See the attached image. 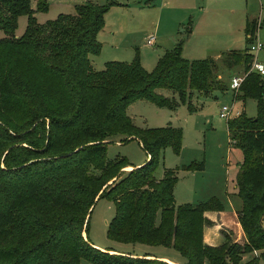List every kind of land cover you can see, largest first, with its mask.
Listing matches in <instances>:
<instances>
[{"label": "trees", "instance_id": "trees-1", "mask_svg": "<svg viewBox=\"0 0 264 264\" xmlns=\"http://www.w3.org/2000/svg\"><path fill=\"white\" fill-rule=\"evenodd\" d=\"M35 1L32 9V0H0L5 35L0 39V264H169L94 248L89 219L101 199L115 207L107 224V237L114 242L173 249L185 264L264 263V82L250 72L248 48L188 61L181 56L180 41L152 72L138 58L94 71L89 57L100 54L97 36L118 3L87 2L73 15L38 24L35 14L47 12L48 4ZM21 16L27 17V27L18 37ZM257 30L256 24L247 26L246 36ZM220 65L244 68L246 77L234 98L255 100L257 115L248 118L242 111L226 123L229 143L242 156L235 182L244 243L224 234V243L211 247L203 243L204 228L213 225L205 213L223 212L221 203L211 198L176 206V171L155 178L161 151L180 153L181 129L136 127L126 108L146 100L170 110L184 105L195 113L197 94L227 91L218 77ZM117 137L124 138L121 143L136 140L146 162L125 172L130 166L125 158L108 161L107 144ZM203 169L202 163H191L182 170Z\"/></svg>", "mask_w": 264, "mask_h": 264}, {"label": "rangeland", "instance_id": "rangeland-1", "mask_svg": "<svg viewBox=\"0 0 264 264\" xmlns=\"http://www.w3.org/2000/svg\"><path fill=\"white\" fill-rule=\"evenodd\" d=\"M93 4L104 5L108 0H91ZM127 4L133 9L109 11L104 17V27L97 40L102 45L98 56H90V64L94 71H101L110 62L131 64L136 58L147 72H152L158 60L166 50V43L172 45L183 41L182 58L195 60L218 59L223 53L231 50H245L247 46L246 27L258 25L255 40L264 42V0H115ZM87 0H47L48 10L36 13L38 24L54 20L60 15H73L75 7L84 5ZM32 9L36 1L32 0ZM111 10V9H110ZM139 12V13H138ZM123 14V15H121ZM27 17L18 19L15 35L25 33ZM197 31V39H205L203 47H185L189 33ZM190 31V32H189ZM180 36H177V34ZM5 35L0 32V39ZM152 40L153 46L147 41ZM176 43V44H177ZM176 46V45H175ZM186 49V53L184 51ZM172 50V49H170ZM264 65V50L255 54ZM186 59V58H185ZM189 60L190 59H186ZM219 79L227 86L224 93L214 92L205 97L202 94L192 100L196 109L189 113L186 106L180 105L174 110L158 108L146 100H137L126 108V115L132 123L142 129H159L165 127L179 128L182 131L181 151L177 155L172 149L161 151L156 179H162L166 171H176L178 181L173 196L176 206H196L211 198L217 199L223 206V212L231 213L240 206L236 197V173L241 161V152L233 148L228 139L227 120L219 117V109L227 107L232 110L230 119L242 111L248 118L257 115L256 101L247 99L238 102L231 89L232 80L244 73L243 67L232 70L220 65ZM264 82V76L261 77ZM159 94L176 97L167 90H158ZM123 137L109 139L106 158L113 161L125 158L129 165L140 167L146 162V153L136 140L121 143ZM1 161L3 160V156ZM191 163H202L203 171H183V167ZM1 168L4 165L1 163ZM124 168L127 172L130 169ZM133 169V168H132ZM109 182L107 185H109ZM114 204L106 199L99 200L90 215L88 238L94 248L111 254H130L142 258L144 253L160 255L167 252L185 264L184 258L173 249L152 247L142 244H122L109 240L107 224L114 217ZM264 224V223H263ZM80 264H91L82 260ZM259 264H264L260 262Z\"/></svg>", "mask_w": 264, "mask_h": 264}, {"label": "crops", "instance_id": "crops-1", "mask_svg": "<svg viewBox=\"0 0 264 264\" xmlns=\"http://www.w3.org/2000/svg\"><path fill=\"white\" fill-rule=\"evenodd\" d=\"M87 2H93V1L87 0ZM138 8L142 9L144 7L138 6L137 8H130V6H128L127 4L118 3V6L113 7L110 11H124V13L127 14L130 11H133V9H138ZM121 15H123V14H121ZM177 36H180V34L178 33ZM177 41L178 40H176L172 45H169L170 44L169 42L166 43V48H167L166 50L173 49L175 47ZM204 41H205V39H197V31L195 29L194 31L189 33V36L187 37V40L185 42V47L190 46V47L194 48L197 45H202V47H203L207 43ZM185 53H186V49L184 51V54ZM185 58L190 59V61L195 60L194 58H191V57H185ZM201 60H203V59H201ZM146 160H147V158H146ZM132 168H135V166L130 165L128 169L132 170ZM238 208L233 210L231 213H226V212H220V213H218V212H207V213H205V217L209 221H211L213 223V225L210 227H205L203 230V243L204 244L211 246V247H218V246L222 245L225 241L224 234H227L229 236V238L232 240V242H235L238 244L244 243V235H243L241 226L238 222L237 215H236V211ZM263 226H264V224H263ZM84 237H85V235H84ZM126 255H130V254H126ZM143 256H149V258L159 259V260L165 261L169 264H181V263H179L178 259H176L174 256L170 255L167 252H160V255H156L153 253H144Z\"/></svg>", "mask_w": 264, "mask_h": 264}, {"label": "built area", "instance_id": "built-area-1", "mask_svg": "<svg viewBox=\"0 0 264 264\" xmlns=\"http://www.w3.org/2000/svg\"><path fill=\"white\" fill-rule=\"evenodd\" d=\"M254 37H255V35L253 37H250L251 42H250L249 46L247 47L249 54H251V56H252V63L250 65V72L256 73L257 75L262 77V76H264V65L260 61L257 60V58L255 57V54L264 50V42H261L259 40H255ZM147 45L153 46L154 44H153L152 40H148ZM245 77H246V74L243 73L242 76L235 77L232 80L230 87L234 92H237V90L239 89V87H240V85L243 82ZM231 115H232L231 109H229L227 107H222L219 109V117L220 118L225 119V120H229Z\"/></svg>", "mask_w": 264, "mask_h": 264}]
</instances>
